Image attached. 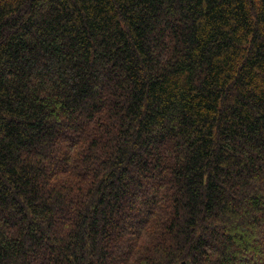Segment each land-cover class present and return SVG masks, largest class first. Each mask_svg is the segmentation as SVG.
<instances>
[{
    "label": "trees",
    "instance_id": "1",
    "mask_svg": "<svg viewBox=\"0 0 264 264\" xmlns=\"http://www.w3.org/2000/svg\"><path fill=\"white\" fill-rule=\"evenodd\" d=\"M0 264H264V0H0Z\"/></svg>",
    "mask_w": 264,
    "mask_h": 264
}]
</instances>
